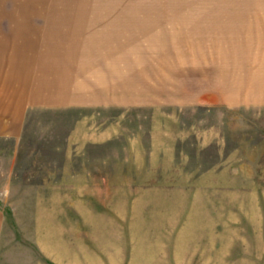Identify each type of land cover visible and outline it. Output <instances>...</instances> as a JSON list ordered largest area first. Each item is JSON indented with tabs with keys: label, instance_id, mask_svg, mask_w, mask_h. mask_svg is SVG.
<instances>
[{
	"label": "rangeland",
	"instance_id": "rangeland-1",
	"mask_svg": "<svg viewBox=\"0 0 264 264\" xmlns=\"http://www.w3.org/2000/svg\"><path fill=\"white\" fill-rule=\"evenodd\" d=\"M20 41L0 264H264V0H0Z\"/></svg>",
	"mask_w": 264,
	"mask_h": 264
},
{
	"label": "crops",
	"instance_id": "crops-1",
	"mask_svg": "<svg viewBox=\"0 0 264 264\" xmlns=\"http://www.w3.org/2000/svg\"><path fill=\"white\" fill-rule=\"evenodd\" d=\"M74 24L73 22H69V24ZM78 26V25H77ZM0 48H2V49H4V50H9V49H11V50H21L22 49V41H20V42H17V43H14V44H6V45H0ZM15 51H13V52H10L9 54H8V56H6L7 54H6V52L5 51H3V53L4 54H0L1 56H0V58H2V59H5L6 57V63H8V64H11V63H14V64H16V63H22L23 61H22V52H16V53H14ZM17 54H19V61H15L14 59H15V56L17 55ZM16 58H18V57H16ZM24 60H25V57H24ZM2 62V61H1ZM18 82H19V79H18ZM18 87H20V88H22V86L21 85H19L18 84Z\"/></svg>",
	"mask_w": 264,
	"mask_h": 264
},
{
	"label": "bare ground",
	"instance_id": "bare-ground-1",
	"mask_svg": "<svg viewBox=\"0 0 264 264\" xmlns=\"http://www.w3.org/2000/svg\"><path fill=\"white\" fill-rule=\"evenodd\" d=\"M199 32V31H198ZM209 34H210V32H209ZM185 38V37H184Z\"/></svg>",
	"mask_w": 264,
	"mask_h": 264
}]
</instances>
